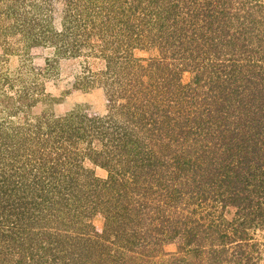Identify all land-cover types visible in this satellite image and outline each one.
<instances>
[{"label":"rangeland","instance_id":"rangeland-1","mask_svg":"<svg viewBox=\"0 0 264 264\" xmlns=\"http://www.w3.org/2000/svg\"><path fill=\"white\" fill-rule=\"evenodd\" d=\"M0 264H264V0H0Z\"/></svg>","mask_w":264,"mask_h":264},{"label":"trees","instance_id":"trees-1","mask_svg":"<svg viewBox=\"0 0 264 264\" xmlns=\"http://www.w3.org/2000/svg\"><path fill=\"white\" fill-rule=\"evenodd\" d=\"M88 40L86 39V41L85 42H87ZM69 41L67 40V43H68ZM68 47H70V46H68ZM68 47H66V49H68ZM71 47H73V46H71ZM59 186V184H57L56 186H54V188H58V196H60V197H62V195H63V193L64 192H62V191H71V189L70 190H66V189H69L70 188V186H67V184L62 188V187H58ZM50 189V185L49 186H46V188L45 187H43V191L44 190H46V192L44 193L45 194V196L46 197H48V198H50L51 199V190H49ZM24 202H26V201H24ZM56 202L58 203V200H56ZM54 206L56 205V203L54 202V204H53ZM65 205H67V203H65ZM74 210H75V208H74ZM23 215H25V213L23 212L22 213ZM31 216H33V215H31ZM68 217V216H67ZM106 217H107V227L106 228H112L113 227V224H112V222H114V219H115V213L114 214H112V213H107L106 214ZM26 218H29L28 219V221H30L31 223H32V221H33V219H32V217H26ZM23 220V219H22ZM34 222V221H33ZM21 225V224H20ZM24 229H22V230H24V233H26V234H29L30 233V231H32V229H33V224H31L28 228H25V224L22 226ZM21 226H20V228H22ZM16 231H15V229H13V230H10L9 231V233L10 234H14ZM42 233V232H41ZM77 235H80L79 234V232L77 233ZM21 238V240L22 241H24L25 239L23 238V237H20Z\"/></svg>","mask_w":264,"mask_h":264}]
</instances>
